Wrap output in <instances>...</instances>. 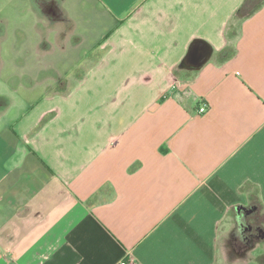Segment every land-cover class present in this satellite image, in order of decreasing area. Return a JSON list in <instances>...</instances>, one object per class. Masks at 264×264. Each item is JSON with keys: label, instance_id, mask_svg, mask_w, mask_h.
I'll return each instance as SVG.
<instances>
[{"label": "crops", "instance_id": "1", "mask_svg": "<svg viewBox=\"0 0 264 264\" xmlns=\"http://www.w3.org/2000/svg\"><path fill=\"white\" fill-rule=\"evenodd\" d=\"M14 5L43 77L92 63L0 86V264H223L230 210L264 213V0Z\"/></svg>", "mask_w": 264, "mask_h": 264}, {"label": "rangeland", "instance_id": "2", "mask_svg": "<svg viewBox=\"0 0 264 264\" xmlns=\"http://www.w3.org/2000/svg\"><path fill=\"white\" fill-rule=\"evenodd\" d=\"M15 2L16 0H0V86L3 89L7 87L12 91L13 75H15V72L19 73V71H25L27 76L18 78V80L30 79V82L34 80V83L43 81V83H38L42 86L46 83L56 82L59 77L53 76L57 74L56 70L61 73L65 71L74 72L79 65L88 69L92 62L87 59L83 60L81 58L83 55H80V53L87 54L92 46L84 43L80 44L79 49L71 48L70 53L66 55L69 58L66 57L58 60V62H53L52 66L46 69V75L48 74V76L43 77L45 68L38 66V62L35 60L37 49L41 51V47L34 43L36 29L29 25L33 23L30 20L31 17L28 18L29 14L18 13L19 11L14 7ZM23 3L24 5L28 4ZM79 3L80 0H70L71 5L78 4L79 6ZM59 53L62 54L60 58L65 56L64 51ZM0 99L2 98L0 97ZM4 100L7 99L4 98ZM260 213L261 216H257L255 222L264 227V213ZM235 230L236 221L232 219L227 234L221 238L220 260L223 264H264V238L254 241L252 245L255 246V250L254 248L243 250L239 248L242 246L238 247L236 245V236L233 237Z\"/></svg>", "mask_w": 264, "mask_h": 264}, {"label": "trees", "instance_id": "3", "mask_svg": "<svg viewBox=\"0 0 264 264\" xmlns=\"http://www.w3.org/2000/svg\"><path fill=\"white\" fill-rule=\"evenodd\" d=\"M46 119L47 117L42 120V123ZM251 199L252 202L249 206H240L230 210V214L234 216L236 221V230L233 233V237L236 236V245L238 247L242 246L239 248L243 250L245 248H254L255 246L252 245L254 241L264 238V227L255 222L257 220L255 218L261 216L262 205L256 195H251Z\"/></svg>", "mask_w": 264, "mask_h": 264}, {"label": "water", "instance_id": "4", "mask_svg": "<svg viewBox=\"0 0 264 264\" xmlns=\"http://www.w3.org/2000/svg\"><path fill=\"white\" fill-rule=\"evenodd\" d=\"M211 52L212 48L208 43L197 40L191 45L186 61L192 65H200L209 58Z\"/></svg>", "mask_w": 264, "mask_h": 264}, {"label": "built area", "instance_id": "5", "mask_svg": "<svg viewBox=\"0 0 264 264\" xmlns=\"http://www.w3.org/2000/svg\"><path fill=\"white\" fill-rule=\"evenodd\" d=\"M207 107H208V105L206 104V102H203V103L199 106V108H198V112H200V113L205 112V111L207 110ZM121 264H127V262H121Z\"/></svg>", "mask_w": 264, "mask_h": 264}]
</instances>
